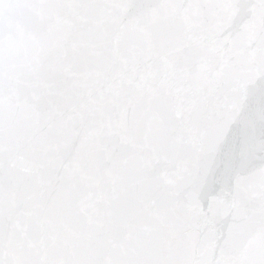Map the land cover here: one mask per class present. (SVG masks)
<instances>
[{
    "label": "water",
    "instance_id": "95a60500",
    "mask_svg": "<svg viewBox=\"0 0 264 264\" xmlns=\"http://www.w3.org/2000/svg\"><path fill=\"white\" fill-rule=\"evenodd\" d=\"M0 264H264V0H0Z\"/></svg>",
    "mask_w": 264,
    "mask_h": 264
}]
</instances>
